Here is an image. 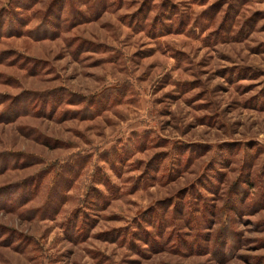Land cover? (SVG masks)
I'll return each instance as SVG.
<instances>
[{
	"label": "rangeland",
	"instance_id": "rangeland-1",
	"mask_svg": "<svg viewBox=\"0 0 264 264\" xmlns=\"http://www.w3.org/2000/svg\"><path fill=\"white\" fill-rule=\"evenodd\" d=\"M0 264H264V0H0Z\"/></svg>",
	"mask_w": 264,
	"mask_h": 264
},
{
	"label": "trees",
	"instance_id": "trees-1",
	"mask_svg": "<svg viewBox=\"0 0 264 264\" xmlns=\"http://www.w3.org/2000/svg\"><path fill=\"white\" fill-rule=\"evenodd\" d=\"M78 161L79 162H75V163H81L82 162V160H80V159H78ZM62 169V168H61ZM67 170H68V167L66 168ZM59 175V173L58 172H56V174H55V176H54V179L56 178V176H58ZM41 179V178H40ZM54 179H52V181H51V184H50V187L54 184L55 186H57V184L55 183L56 181L54 180ZM36 181V180H35ZM42 180H39V181H36L37 182V184H40V182H41ZM37 184H36V186H37ZM26 187H33V183H32V185H30V182L28 181L26 184ZM34 187H35V185H34ZM49 187V188H50ZM55 188V187H54ZM51 191H52V189H51ZM55 192V190H53L52 191V193H51V196L53 195V193ZM56 195H53L52 197H55ZM43 212H44V210H43Z\"/></svg>",
	"mask_w": 264,
	"mask_h": 264
}]
</instances>
